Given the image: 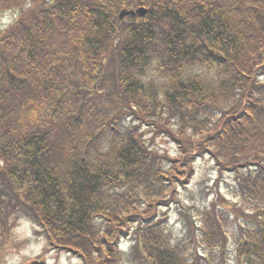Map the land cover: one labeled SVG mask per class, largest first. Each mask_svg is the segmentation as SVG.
<instances>
[{
  "label": "trees",
  "instance_id": "1",
  "mask_svg": "<svg viewBox=\"0 0 264 264\" xmlns=\"http://www.w3.org/2000/svg\"><path fill=\"white\" fill-rule=\"evenodd\" d=\"M8 12L0 233L25 218L51 247L113 264L110 241L136 224L159 228L147 264H264V0H0ZM135 122L177 154L148 151ZM204 155L230 170L239 207L216 194L177 210L197 223L173 245L128 205L161 201L190 167L184 187Z\"/></svg>",
  "mask_w": 264,
  "mask_h": 264
},
{
  "label": "rangeland",
  "instance_id": "2",
  "mask_svg": "<svg viewBox=\"0 0 264 264\" xmlns=\"http://www.w3.org/2000/svg\"><path fill=\"white\" fill-rule=\"evenodd\" d=\"M11 21V15L6 14L0 18V28L7 26ZM142 141L145 145H150V149L158 151L160 154L168 153L170 155L177 154L176 146L164 137L152 138V134L147 130L143 131ZM152 138V139H151ZM213 154V153H212ZM225 161L223 158L220 162ZM194 173L189 179L185 187L182 186L185 176L189 173L190 167L186 168V173L180 177V181L173 180L168 195L161 199H142L137 201L131 200L128 205V210L131 213L142 212L149 216H155L158 219L152 221L157 224L159 219L162 222L164 233L172 238V244H178L182 240V236L189 230H192L196 221L187 224L179 215L178 211L187 209L188 214L195 215V211L189 207L196 206L202 208V202L205 206L216 195H222L226 198L227 204L239 207L238 200L230 194L232 178L229 177L226 168L220 169L211 155L198 157L193 162ZM155 203V204H154ZM154 204V205H152ZM198 221V218L196 217ZM25 218L19 219L15 226L9 231L6 237L0 235V264H30L33 261L44 260L46 264H92L94 262V253L91 252L90 257L86 256L83 259L77 255L66 253L63 251H51L48 246L46 232L36 226H31ZM136 228V227H135ZM125 228L126 235L123 237L115 248L118 251L116 262L113 264H147L144 254L137 245L138 238L142 240V246L152 247L158 242L156 241L158 229L139 231L138 229ZM107 230L111 226L107 225ZM229 237V231L226 230ZM117 242L110 241V246H114ZM188 253L193 250L188 247ZM197 252V251H196ZM195 252V253H196ZM149 258V257H148Z\"/></svg>",
  "mask_w": 264,
  "mask_h": 264
},
{
  "label": "water",
  "instance_id": "3",
  "mask_svg": "<svg viewBox=\"0 0 264 264\" xmlns=\"http://www.w3.org/2000/svg\"><path fill=\"white\" fill-rule=\"evenodd\" d=\"M136 13L139 15V16H142V15H144L145 14V11L144 10H142V9H139V10H137L136 11ZM134 13L133 12H126V11H122L121 13H120V18H123L124 16H127V15H133Z\"/></svg>",
  "mask_w": 264,
  "mask_h": 264
}]
</instances>
